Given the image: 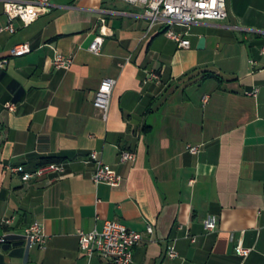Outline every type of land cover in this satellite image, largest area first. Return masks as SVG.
<instances>
[{"label": "crops", "instance_id": "obj_1", "mask_svg": "<svg viewBox=\"0 0 264 264\" xmlns=\"http://www.w3.org/2000/svg\"><path fill=\"white\" fill-rule=\"evenodd\" d=\"M7 1L31 0H0V28ZM49 4L0 32V264H113L79 249L78 233L105 221L144 235L131 264H264V0H226L225 19L176 26L188 49L163 26L150 30L142 5ZM24 43L30 53L13 56ZM56 55L71 67L55 69ZM105 78L116 81L107 119L93 106ZM121 151L136 159L121 161ZM93 152L121 177L117 187L92 182ZM50 158L62 175L24 182L11 171ZM211 215L218 224L206 231ZM35 221L46 244L28 249L23 233Z\"/></svg>", "mask_w": 264, "mask_h": 264}, {"label": "built area", "instance_id": "obj_2", "mask_svg": "<svg viewBox=\"0 0 264 264\" xmlns=\"http://www.w3.org/2000/svg\"><path fill=\"white\" fill-rule=\"evenodd\" d=\"M50 0H31V1H7L3 5V12L9 19V24L0 28V32L15 31L12 21L21 20L25 25L35 21L41 15L49 11ZM130 4L142 5L145 8L146 15L150 20L149 29L157 26H163L166 37L175 41L179 48L188 49L190 41L185 36L187 33L176 31V26L189 27L199 20H223L227 17L226 0H124ZM104 42L103 35L94 38L89 46V50L94 54H99ZM31 48L27 43L16 45L12 50L13 56H23L30 53ZM6 60L0 61V66L5 64ZM73 62L72 57L56 55L52 61L55 69L67 70ZM156 76H154L155 78ZM115 79L105 78L101 81L93 98V106L100 112L103 119H107L111 97L115 86ZM257 90L247 94L256 96ZM12 109V107H9ZM188 150L195 154L199 147H188ZM136 154L133 151H121L120 160L123 162L134 161ZM90 161L96 165L92 176V182L95 185L100 183L107 184L110 187H117L120 184L121 177L108 165L104 164L93 152ZM89 162V161H87ZM11 171L18 173L24 182L32 179L44 178L50 174L62 175L65 171L61 163H48L37 167L33 171H25L23 167H12ZM10 221H5L8 224ZM218 219L216 216H208L203 223L206 231L216 229ZM146 234L150 237L153 234V227H146ZM6 236H0V253L6 242ZM79 249L91 257L99 255L103 259L111 261L113 264H131L133 261V249L145 240L140 232L128 229L125 225L117 221H105L100 231L85 233L80 231ZM25 245L28 249L43 247L46 244V236L42 225L35 221L30 224L23 233ZM236 254L240 257H246L248 250L241 244L235 248ZM169 258L176 257V251L170 246L167 251Z\"/></svg>", "mask_w": 264, "mask_h": 264}, {"label": "trees", "instance_id": "obj_3", "mask_svg": "<svg viewBox=\"0 0 264 264\" xmlns=\"http://www.w3.org/2000/svg\"><path fill=\"white\" fill-rule=\"evenodd\" d=\"M15 84H13V86H14ZM55 160L54 159H52V158H50V159H46V160H44V161H42V163L40 164V166L41 165H45V164H48V163H52V162H54ZM5 239H6V242H5V244L4 245H6L7 243H8V239H7V237H5ZM3 245V246H4ZM3 248V247H2Z\"/></svg>", "mask_w": 264, "mask_h": 264}, {"label": "water", "instance_id": "obj_4", "mask_svg": "<svg viewBox=\"0 0 264 264\" xmlns=\"http://www.w3.org/2000/svg\"><path fill=\"white\" fill-rule=\"evenodd\" d=\"M204 44H205V39L204 38H200L199 43H198V48L199 49L204 48Z\"/></svg>", "mask_w": 264, "mask_h": 264}]
</instances>
